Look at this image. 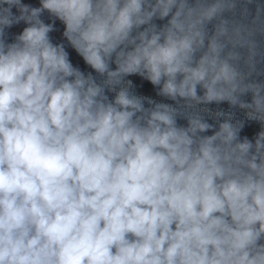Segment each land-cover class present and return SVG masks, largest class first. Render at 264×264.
I'll return each instance as SVG.
<instances>
[{
    "label": "clouds",
    "instance_id": "obj_1",
    "mask_svg": "<svg viewBox=\"0 0 264 264\" xmlns=\"http://www.w3.org/2000/svg\"><path fill=\"white\" fill-rule=\"evenodd\" d=\"M0 264H264V0H0Z\"/></svg>",
    "mask_w": 264,
    "mask_h": 264
}]
</instances>
